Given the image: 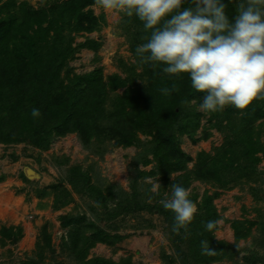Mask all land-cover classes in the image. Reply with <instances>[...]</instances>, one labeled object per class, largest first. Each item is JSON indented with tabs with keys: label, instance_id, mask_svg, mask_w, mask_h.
<instances>
[{
	"label": "trees",
	"instance_id": "1",
	"mask_svg": "<svg viewBox=\"0 0 264 264\" xmlns=\"http://www.w3.org/2000/svg\"><path fill=\"white\" fill-rule=\"evenodd\" d=\"M54 1L35 8L26 1L0 0V146L23 145V155L31 148L40 156L55 139L74 134L82 149L98 158L118 148L135 149L129 193L104 187L103 179L92 174L90 166L69 164L66 158L60 164L66 167L61 181L69 190L53 187L55 198L70 201L74 194L92 217V221L80 214L62 219V227L70 229L64 251L71 256V264H135L129 258L113 262L88 258V254L97 244L113 247L121 242L122 237L112 231L125 217H139L140 213H155L168 231L174 249L165 264H211L237 254L234 244L214 239L217 222L223 220L213 204L219 194L205 189L199 199L190 187L199 183L210 189L246 188L257 204L264 203V169L260 167L264 162V101H254L243 115L231 106L214 114L200 112L203 94L191 87L187 75L170 78L160 67L140 63L135 49L146 42L148 33L135 15L121 14L117 24L118 36L130 55L115 57L118 73L104 76L100 66L75 73L70 64L83 49L92 51L94 60L100 61L98 50L105 42L101 31L106 20L102 13L94 14L92 8L98 7L95 0ZM223 2L231 20L236 13L235 0ZM93 33L95 38L90 36ZM77 38L83 41L76 42ZM173 84L178 90L170 96L160 93L159 89H171ZM192 100L196 103H187ZM32 109H39L40 117L34 118ZM212 129L222 136L218 147L198 152L195 159L181 150L182 137L207 141ZM7 157L17 161L14 155ZM54 163L59 166L58 161ZM140 164L151 167L141 171ZM147 176L159 180V195L151 192ZM170 184L190 189V199L197 204L198 213L187 231H173L174 214L159 202L165 190L170 195ZM258 217L262 219L261 214ZM209 221H214L215 227L206 230ZM224 221L230 223L235 242L249 237L251 228L256 227L264 247L263 219ZM22 233L18 226L0 227V248L15 245ZM41 240L38 258L18 264H50L45 262V253L55 251L45 229ZM201 241H207L213 255L202 254ZM243 261L253 264L249 258Z\"/></svg>",
	"mask_w": 264,
	"mask_h": 264
},
{
	"label": "rangeland",
	"instance_id": "2",
	"mask_svg": "<svg viewBox=\"0 0 264 264\" xmlns=\"http://www.w3.org/2000/svg\"><path fill=\"white\" fill-rule=\"evenodd\" d=\"M15 1L16 3L26 1L28 5L35 8L55 2L54 0ZM92 9L95 15L102 13L106 20V25L101 31L105 42L98 50L101 59L95 61L93 52L83 49L70 65L78 74L92 71L100 66L103 75L110 76L120 71L114 61L115 57L130 56L127 45L123 43L122 37L118 36L117 24L122 15L102 11L99 7ZM90 36L95 38L96 33ZM81 41H83L82 38L76 39V42ZM211 133L210 139L200 142H194L187 136L182 137L181 150L194 159L200 151L210 152L212 147H218L222 142L219 132L212 129ZM198 134L199 131L194 139H197ZM22 147L23 145L8 148L0 146V227L18 226L23 231L21 240L15 245L8 244L5 248H0V262L18 264L30 258H38V246L42 245L41 231L45 229L50 234L51 245L55 251L54 254L45 253V262L71 264V256L64 251V245L70 242V229L62 227V219L65 218V215L72 218L77 214L86 216L88 221H92V217L88 213L87 206L74 194L71 200L69 199L70 201L64 197L55 198L53 187L61 185V188L69 190L68 185L61 181L66 167H60V164L66 158L69 160V164L79 163L86 168L90 166L92 174L98 173L103 179L104 187L121 188L122 191L129 193L130 175H132L130 163L135 155V149L133 147L118 148L111 153H106L102 158H98L88 155L74 134L55 139L50 149L41 153L40 156L37 155L36 150L31 148H27L23 155ZM9 154L16 156L17 161L12 162L7 157ZM54 161H58L59 166ZM191 165V163L187 165L189 169ZM150 167L151 165L143 167L140 164L138 169L147 172ZM260 167L264 169L263 161L260 163ZM26 168L35 171L40 179L27 180L24 175ZM149 178L151 177H145V182L150 184L151 189ZM192 188H194L192 191L198 193L199 199L205 189L209 190V194H212L213 191L219 194L214 198L213 204L223 220L217 222L214 239L234 244L235 250L238 251L237 254L228 256L221 262L211 264H242L244 258L247 260L249 258L253 264H264V247L259 243L261 237L256 227L251 228L249 237L235 242L230 223L224 221L260 222L262 219L264 220V203L257 204L246 188L244 190L239 187L231 190L210 189L209 186H202L199 183H193L190 189ZM165 193H167L166 190L162 195L165 196ZM63 201L67 204L63 205ZM56 206L57 208H55ZM256 211L262 215V219L258 217L260 214L258 215ZM167 232L164 223L155 213L152 215L140 213L139 217L134 218L132 216L125 217L118 229L112 231V233L121 236L123 240L113 247L97 244L89 251L88 258H101L113 262L129 258L135 264H165V258L170 257L174 249L168 239Z\"/></svg>",
	"mask_w": 264,
	"mask_h": 264
},
{
	"label": "clouds",
	"instance_id": "3",
	"mask_svg": "<svg viewBox=\"0 0 264 264\" xmlns=\"http://www.w3.org/2000/svg\"><path fill=\"white\" fill-rule=\"evenodd\" d=\"M105 12L135 15L148 35L136 47L142 65L160 67L176 79L187 75L191 87L201 93L198 110L206 114L231 106L245 114L254 101H264V0H235L236 13L230 20L223 0H95ZM234 0H228L233 3ZM188 4V7L184 5ZM178 89H159L170 96ZM194 104L195 100L187 101ZM34 118L39 109H32ZM151 191L159 195L161 184L149 178ZM159 202L174 214L173 231H187L198 213L190 189L170 184ZM215 227L214 221L205 225ZM202 254L213 255L207 241Z\"/></svg>",
	"mask_w": 264,
	"mask_h": 264
},
{
	"label": "water",
	"instance_id": "4",
	"mask_svg": "<svg viewBox=\"0 0 264 264\" xmlns=\"http://www.w3.org/2000/svg\"><path fill=\"white\" fill-rule=\"evenodd\" d=\"M24 175H25L26 179L29 180V181L32 180V178L40 179V176L35 171H33L32 169H30V168H26L24 170Z\"/></svg>",
	"mask_w": 264,
	"mask_h": 264
},
{
	"label": "bare ground",
	"instance_id": "5",
	"mask_svg": "<svg viewBox=\"0 0 264 264\" xmlns=\"http://www.w3.org/2000/svg\"><path fill=\"white\" fill-rule=\"evenodd\" d=\"M31 174V173H30ZM34 176V175H33Z\"/></svg>",
	"mask_w": 264,
	"mask_h": 264
}]
</instances>
